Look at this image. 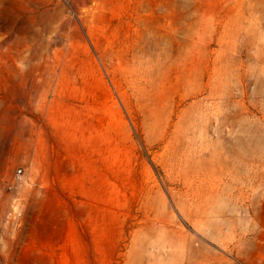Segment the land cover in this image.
<instances>
[{
  "label": "rangeland",
  "instance_id": "rangeland-1",
  "mask_svg": "<svg viewBox=\"0 0 264 264\" xmlns=\"http://www.w3.org/2000/svg\"><path fill=\"white\" fill-rule=\"evenodd\" d=\"M0 264H264V0H0Z\"/></svg>",
  "mask_w": 264,
  "mask_h": 264
}]
</instances>
